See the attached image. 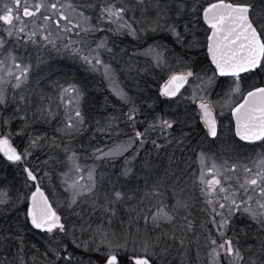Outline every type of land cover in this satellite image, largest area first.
<instances>
[{"label": "rangeland", "instance_id": "obj_1", "mask_svg": "<svg viewBox=\"0 0 264 264\" xmlns=\"http://www.w3.org/2000/svg\"><path fill=\"white\" fill-rule=\"evenodd\" d=\"M213 1L105 0L94 14L91 13L93 9L87 10L89 0H70L98 30L79 36L75 32H60V39L56 40L58 47L41 42L40 38L36 43L28 39V33L34 27L42 26L43 15H49V12L42 9V14L36 17H25L23 8L27 4L35 11L33 5L40 0H21L19 12L14 9V15L20 16L19 21L14 20V28L24 27V33L19 37L15 31L8 37L4 31L8 26L0 22V37L6 41L5 47L0 49V60L5 61V71L0 72V77H3L2 88L7 96L6 103L0 104V134L10 133L14 146L18 150L27 148L30 153L23 161L15 163L0 153V200L4 201L0 203V264L38 261L39 258L33 256L37 254L33 251L38 243L52 245L41 252L45 258L39 260V264H52L53 261L55 264H96L99 256L95 248L100 247L101 252L107 248V244L100 243L102 233H108L117 243H127L129 255L133 247L137 254H142L140 242L147 238L151 244L150 259L155 264H214L209 238L216 239L218 244L222 239L216 231L217 224L213 223L214 205L207 203L209 197L202 192L200 153L206 154L208 168L213 162L218 166L222 182L226 176L235 186L244 183L246 176L250 178L251 174L244 171L245 166L252 169L253 174L257 171L253 162L264 156V145L250 148L235 139L228 113L236 102V94L231 95L230 104L225 103L228 99L225 94L229 92L218 95L215 90L217 76L206 87L199 79L207 80L214 70L209 68L210 63H206L203 55L207 28L201 18V6ZM235 2L251 4L254 17L264 16V0ZM4 4L11 7L13 0H0V14H3ZM109 5L127 10L124 19L132 24L134 35L127 29L117 30L115 24L101 16L102 9ZM104 27L107 30L109 27L107 33ZM173 27L180 33L179 38L171 31ZM50 28L55 37L58 30L54 25ZM69 36L72 41H87V48L91 49L106 39L111 52L101 49L100 55L105 64L111 65L112 79L104 76L102 68L93 70L72 52V48L81 46L79 43L65 49ZM149 49L154 51L149 52ZM9 53L22 67L31 65L20 87L15 86V76L6 74L7 68L16 75L22 70L14 67ZM157 53L161 57L159 64L154 59ZM71 69L80 72L82 78L88 74L95 79V87L91 88L87 85L89 82L83 80L77 82ZM189 69L196 76L189 78L183 92L174 100L160 98L161 84L172 74ZM262 77L261 81H264V75L246 76L240 83L257 84ZM230 81L234 87V80ZM70 86L76 87L81 94L78 102L73 93L64 92ZM113 87L123 90L131 103L116 95ZM194 93L196 99L192 98ZM201 97L211 102L220 117L219 138L222 141L217 142L219 148L209 141L201 113L194 105ZM70 99L73 103L69 106ZM133 107L135 119L130 120L129 112ZM77 108L83 118L82 124L75 117ZM69 117L75 125L70 130L66 128ZM157 117L174 121L173 127L162 130ZM88 120L91 123L85 131L87 135H83L81 141H72L70 137L83 131ZM149 125L154 127L149 129ZM145 129L149 130L145 132ZM137 131L144 135L136 138L122 155H103L116 144L128 142ZM35 138H39L38 143L29 147L30 140ZM73 152L85 168V180L79 183L87 186L90 183L87 170L93 169L95 189L91 193L80 189L82 194L77 203L70 206L72 191L63 182L61 174L67 173L68 183L78 178L75 170L69 171L72 165L68 157ZM231 165H236L235 171H228ZM25 168L38 176L41 189L61 216V222L65 223V232L48 233L35 230L31 225L27 210L36 182L28 178ZM205 173L206 179H211L207 169ZM132 174L135 177L130 184L128 178ZM126 185L133 189L139 187L138 193L135 195ZM108 186L117 187L115 192L119 191L125 197L123 212L107 199L110 195ZM148 196L153 199H147ZM161 205L167 206L172 219L153 224L151 217ZM216 210L221 211L218 205ZM238 215L242 216L241 225ZM216 219L219 220V216ZM229 219L225 238H232L234 244L239 240L244 264H264V224L245 213H236ZM123 221L128 225L127 230H123ZM27 234L33 235L30 245L24 241ZM53 248L60 250L59 258L51 251ZM230 259L221 255L219 264H229Z\"/></svg>", "mask_w": 264, "mask_h": 264}, {"label": "snow or ice", "instance_id": "obj_2", "mask_svg": "<svg viewBox=\"0 0 264 264\" xmlns=\"http://www.w3.org/2000/svg\"><path fill=\"white\" fill-rule=\"evenodd\" d=\"M21 0H13V5L10 7L8 4H4L3 14H0V22L7 25L4 29L8 37H12L15 31L17 37L21 33H24V27L19 29L14 28V20L19 21L20 16L14 15V9L19 12ZM35 11L25 4L23 8V15L25 17H36L37 14H42L41 10H47L49 15H43V24L39 27H34L28 33V39L33 43L37 42V38H40L41 42L51 44L53 47H58L56 40L60 39L59 33L75 32L76 35L81 33L88 34L98 29L94 28L90 23V18L85 16L83 12L77 10V5L66 0L64 3H60L59 0L55 2L46 3L45 0L33 5ZM167 6H165L166 10ZM203 21L208 26L210 35L207 36V54L210 55V63L214 65L213 75L207 80L201 79L202 84L206 87L211 85L213 78L220 77H232L234 78V87L231 88L229 93H226L228 99L225 103H231V95L241 92V79L244 75H264V16L252 15V5L235 2V0H214L209 2L206 7L201 6ZM195 9H193L194 11ZM124 7H116L115 5H109L104 7L101 12V16L106 18L112 24L117 26V30L127 29L133 35L135 29L132 24L124 19L126 14ZM78 17V19H76ZM54 25L58 30L57 35L53 37L50 26ZM173 33L179 38L180 33L176 32L175 28L171 29ZM68 43L64 44V48L68 49L73 43H79V48H72V52L79 55L80 58L88 64L93 70L103 69V74L106 78L112 79L113 69L110 64H105L101 58V49H106L111 52V49L107 48V41L101 40L97 43L95 49L87 48V41L83 39L78 41H72L71 37L68 38ZM6 41L0 37V49L5 47ZM87 48V50H86ZM86 50V51H85ZM154 49H149V52H153ZM8 58L12 61L15 68L22 70L16 75L11 68H7L6 74L8 77L15 76L16 87H20L23 80L27 78V74L31 65L21 66L16 63V57L12 54H8ZM157 64L161 62L160 54L157 53L154 56ZM5 71V61L0 60V72ZM196 74L189 69L186 72L172 74L168 81L163 85L161 93L165 97H176L180 92V89L188 83L189 77H195ZM4 83L3 77H0V104H5L7 101L6 93L2 88ZM264 84V81H262ZM200 87V86H197ZM113 91L121 99L130 98L123 90L113 87ZM64 92H71L74 94L75 100L78 102L81 99V94L74 86H70L69 89H64ZM193 99H196L195 93ZM199 104L202 110V119L208 130V135L211 137H217L218 135V121L213 113L212 106L205 102L203 97L200 98ZM73 100L68 101L70 106ZM135 107L130 109L129 119L134 120ZM51 115V113L49 112ZM222 115V113H221ZM231 115L235 118V135L242 141L254 143L260 141L264 143V86L254 87L251 91H248L246 95H243L241 103L231 105ZM76 119L82 124L83 118L81 112L77 108L75 111ZM160 122L161 129H171L174 121L157 117ZM75 127L71 122V117L68 118L66 123L67 129ZM154 125H149V129ZM149 129H145L147 132ZM10 133L0 134V153H3L7 157L8 161L21 162L27 155H30L27 148L18 150L14 146L10 139ZM144 135L139 131L135 132L133 138H130L128 142L122 144H116L113 148H110L108 152L103 153L105 156H119L128 150V148L136 142V138H140ZM39 138L31 139L29 147L35 146L38 143ZM140 143L144 141L141 139ZM100 151V150H97ZM72 167L69 171L75 170L77 173V179L68 183L67 173H62L64 177V183L71 189L72 195L69 202L70 206L77 203L78 197L82 194L80 189L91 193L95 189L94 170H87V181L90 182L87 186L82 185L79 181L85 180L83 175L85 168L80 165L79 157L75 152L68 157ZM257 171L253 174L252 169L247 166L244 167L245 173L251 174L250 178L246 176L244 183H237L235 186L230 182L229 177H224L223 182L221 179L222 173L219 171L218 166L213 162L212 166L208 168L206 154L200 153V183L203 186L202 192L206 197H209L207 203L213 206V223L217 224L216 231L219 233L222 243H217L216 239L209 238L212 247V258L214 264H219V257L224 255L230 257L229 264H244V257L239 249V240L233 243L232 238L226 237V230L230 226V217L236 213H245L252 219L258 220L264 224V156H260L257 161L253 162ZM236 165H231L228 171H235ZM205 169L207 174L211 175V179H206ZM28 178L35 181V191L31 193L30 200L31 206L27 210V217H30L31 224L36 229H42L48 233H52L56 230L65 232V223L61 222V216L58 215L52 203L49 201L48 196L45 195L41 189L38 181V176L33 173L29 168H25ZM227 185V186H225ZM253 194H249V193ZM6 196L7 194L4 193ZM115 200L123 198V194L119 191L113 193ZM0 200V203H3ZM115 202V201H113ZM216 205H218L221 211L217 212ZM166 205H161L156 209L155 214L151 219L153 224H157L162 220H171L172 216L169 211L166 210ZM227 211V216L225 215ZM219 216V220L216 219ZM224 229L225 231H221ZM101 244H107V248L101 252L100 247L95 248V252L98 254L99 259L96 264H152L150 259L149 249L151 247L150 241L145 238L140 242V251L142 254H137L136 248L133 247L131 254H128L127 243H117L115 239H110L108 233H102ZM135 244V241H133ZM51 251L57 258L60 257V250L53 248ZM47 255V253H46ZM71 259V257H69ZM55 264V261L52 262Z\"/></svg>", "mask_w": 264, "mask_h": 264}, {"label": "trees", "instance_id": "obj_3", "mask_svg": "<svg viewBox=\"0 0 264 264\" xmlns=\"http://www.w3.org/2000/svg\"><path fill=\"white\" fill-rule=\"evenodd\" d=\"M103 1H105V0H97L96 2H93V0H89V3L90 4H87V10L88 9H93L92 11H91V13H96V11L98 10V8H100L101 6H102V4H103ZM244 1V0H243ZM104 29V31H106L107 30V27H104L103 28ZM108 30H109V27H108ZM107 30V31H108ZM107 31H106V33H107ZM204 55V57H205V61H206V63L209 61V60H207V57H206V55L205 54H203ZM63 64V63H62ZM208 64V63H207ZM72 70V76H73V78L78 82V80H83L84 82H89L87 85L88 86H90L91 88H92V86L93 87H95V85H94V83H96L95 82V79H93L92 77H89L88 76V74H84V76L85 77H81V73L80 72H78V71H76L75 69H71ZM93 81V82H92ZM61 83V82H60ZM102 100H100V102H101ZM87 114V113H86ZM96 115V114H95ZM57 119H59V118H57ZM89 123H91V120H88L87 121V123H86V125H85V129H83V131H79L78 133H75L72 137H70L71 138V140L72 141H76V140H79V141H81V140H83V138L87 135V133H85V131H87V128H89L90 127V125H89ZM46 128H47V126H46ZM42 130H44V128H42ZM83 135H85L84 137H83ZM58 138H56V140H57ZM196 145H198L197 143H196ZM134 177H135V175L134 174H132L131 176H129V178H128V180H130L129 181V183L130 184H132L133 183V181H134ZM125 180V179H124ZM113 183H115V182H113ZM112 186V185H111ZM127 187H129V188H132V186H128V185H126ZM117 187H107V189L109 190V192H110V195L107 197V199L108 200H111V203H113V201H115L114 202V204H113V206L117 209V210H119V211H121L122 209L124 210V209H126V208H122L123 207V205L124 204H126V203H124V199H125V197L124 198H122V199H120V200H115V197L113 196V193L115 192V189H116ZM139 189V187H136V189H131V192H133L135 195H136V193H138V191H136V190H138ZM122 192H124V191H122ZM149 198V200H152L153 198L152 197H150V196H148L147 197V199ZM26 207H24V209H25ZM115 210V209H114ZM123 210H122V212H123ZM238 217L241 219L240 220V225L242 224V216H240V215H238ZM125 221H123V230H127V227H128V225H124L125 223H124ZM131 224V223H130ZM30 227V225L29 224H27V228H29ZM125 227V228H124ZM35 231V230H34ZM153 234V233H152ZM134 235H135V230H134ZM12 237V236H11ZM28 237V238H27ZM31 237H33V235H31L30 234V237L28 236V234H27V236H25L24 237V241L25 240H27V242H29V245H30V238ZM36 245V244H35ZM38 245V246H37ZM34 248H36V249H34V251L33 252H35V253H37V254H34V253H32V254H34L33 256L35 257V258H39V260L41 261V260H43L45 257L43 256V254H41V252H44V250H45V248H48V247H50V246H52L50 243H46V246L45 245H43V244H41V243H38ZM25 248V247H24ZM29 258H32L31 257V255L29 256ZM39 260L38 261H34L33 263H31V264H39L38 262H39ZM153 262V261H152ZM28 264H30V263H28ZM153 264H155L154 262H153Z\"/></svg>", "mask_w": 264, "mask_h": 264}, {"label": "flooded vegetation", "instance_id": "obj_4", "mask_svg": "<svg viewBox=\"0 0 264 264\" xmlns=\"http://www.w3.org/2000/svg\"><path fill=\"white\" fill-rule=\"evenodd\" d=\"M251 5V4H250ZM207 6V5H206ZM205 6V7H206ZM201 18H202V12H201ZM202 21H203V19H202ZM203 26H205V28H207V31L205 30V35H206V45H207V36L209 35V31H208V26L203 22ZM204 54L206 55V57H207V60H209V58H208V54H207V48H205L204 49ZM208 64L210 63V61H208L207 62ZM209 68H213L214 69V67L211 65V63H210V67ZM179 73H182V72H179ZM175 74H177V73H175ZM255 77L256 75H244V74H242V78L243 77ZM190 78V77H189ZM169 79V78H168ZM167 79V80H168ZM217 79H218V83H217V85H216V89L215 90H217V92H218V95H219V93H221V94H223V93H225V92H230V90H231V88L233 87V84L232 83H229V82H231L230 80H234V78H232V77H220L219 75H217ZM167 80L166 81H164L162 84H161V86H160V88H159V95H160V98H164V99H168V100H174V99H176L182 92H183V90L186 88V86L188 85V83H186V85L180 90V92L177 94V96L176 97H165V96H163L162 95V93H161V89H162V87H163V85L167 82ZM261 80H263V77L260 79V82L259 83H257V84H251V82L250 83H241L242 84V88H241V92L240 93H237L235 96V99H236V102L234 103V104H238V103H240V102H242V100H243V95H246V93L248 92V91H251L254 87H257V86H264V84H262V81ZM188 81H189V79H188ZM231 86V87H230ZM230 87V88H229ZM200 102L201 101H197V103L196 104H194L195 105V107L196 108H198V110L200 111V113H201V110L199 109V104H200ZM205 102H207V103H209L210 105H211V102H208V101H206L205 100ZM233 104V105H234ZM212 106V105H211ZM212 110H213V107H212ZM213 113H214V115L216 116V119H217V121H218V135H217V137H211L210 135H208L207 133H208V130H207V127L205 126V128H206V134H207V136H208V138H209V141L210 142H215L216 143V145L218 146V148H219V144L217 143L219 140H221V138H219V129H220V121H219V119H220V117H217V113H216V111L215 110H213ZM228 116L230 117V119H231V122H232V130H233V135H234V137H235V139L240 143V144H243V145H247V146H249L250 148H258V147H260L261 148V146H263L264 145V143H262V142H260V141H258V142H254V143H246V142H243V141H241L240 139H238L237 138V136L235 135V128H234V120H233V116L231 115V109H230V113H228ZM201 117H202V113H201ZM201 120H202V118H201ZM203 121V120H202ZM204 123V122H203ZM205 125V124H204ZM222 128H223V125H222ZM232 135V134H231ZM222 141V140H221ZM34 227V226H33ZM34 229L35 230H37L35 227H34ZM40 230V229H39Z\"/></svg>", "mask_w": 264, "mask_h": 264}, {"label": "water", "instance_id": "obj_5", "mask_svg": "<svg viewBox=\"0 0 264 264\" xmlns=\"http://www.w3.org/2000/svg\"><path fill=\"white\" fill-rule=\"evenodd\" d=\"M214 2V1H213ZM202 19H203V16H202ZM205 23V22H204ZM206 24V23H205ZM207 25V24H206ZM209 35H210V33H209ZM208 58H209V60L211 61V57H210V55H208ZM213 67H214V65H212ZM218 75V74H217ZM186 85V84H185ZM184 85V86H185ZM163 88V87H162ZM182 89V88H181ZM180 89V90H181ZM241 103V102H240ZM199 109H200V107H199ZM201 110V109H200ZM201 113H202V110H201ZM203 120V119H202ZM233 120H234V124H235V118H234V116H233ZM204 122V121H203ZM237 138L238 139H240L238 136H237ZM242 141V140H241ZM243 142H246V143H249V142H247V141H243ZM256 142H258V141H256ZM3 154V153H2ZM4 155V154H3ZM5 157V156H4ZM6 159H7V157H5ZM43 190V189H42ZM35 191V190H34ZM33 191V192H34ZM45 193V192H44ZM45 195H47L46 193H45ZM49 199V198H48ZM50 201V200H49ZM31 206V200H30V204H29V206H28V208ZM29 220H30V217H29ZM30 223H31V220H30ZM32 225V224H31ZM32 226H34V225H32ZM35 227V226H34Z\"/></svg>", "mask_w": 264, "mask_h": 264}]
</instances>
